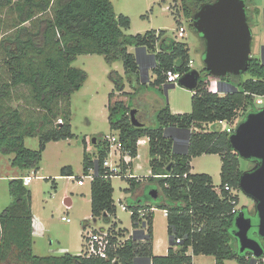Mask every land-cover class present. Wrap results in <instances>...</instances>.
<instances>
[{"label": "trees", "instance_id": "trees-1", "mask_svg": "<svg viewBox=\"0 0 264 264\" xmlns=\"http://www.w3.org/2000/svg\"><path fill=\"white\" fill-rule=\"evenodd\" d=\"M178 1L191 28L196 30L193 26L196 12L214 0ZM245 1L248 9L254 3V0ZM5 11L9 14L8 20L2 19ZM176 20L178 26L183 23ZM4 22L7 30L0 38V151L14 153L12 165L21 170H40L49 142L75 136L71 98L88 78L84 69L73 65L79 55L101 54L111 63L121 60L134 90L150 85L168 92L176 86L167 82L169 69L183 74L193 69L188 42L165 37V29L127 33L132 20L124 13H117L112 0H0V24ZM130 45L145 48L154 55L156 78L153 81H143L140 62L137 55L129 51ZM201 72L199 86L192 96L191 112L174 113L167 101L157 112L155 126L146 123L136 126L131 120L132 106L123 99L113 100L115 93L112 91L109 122L115 133L98 142L96 155L87 151L84 139V175L94 170L92 214L109 217L117 210L112 177L126 175L131 162L124 156L137 157L139 139L149 137L151 174L127 176L131 182L127 190L135 191L145 178L157 182L155 188L159 195L156 199L150 193L139 196L138 200H142L139 205L137 199L130 204L135 231L127 239L118 240L119 234L113 229L115 223L109 227L115 242L109 258L72 253L62 256L35 254L33 194L24 184V175H20L10 178L9 191L13 200L0 212V264H193L197 255H213L216 264H226L231 259H236L238 264H252L253 253L241 252L235 235L236 216L241 210L239 181L245 171L230 139L235 128L219 129L213 125L234 122L241 112L247 115L261 109L256 106L255 97L264 95V63L261 58L252 56L248 71L241 75L217 77L209 74L206 67ZM244 74L248 77L244 78ZM111 79L116 90L131 94L124 91L125 80L117 70L112 71ZM21 86L30 91L18 97L24 100L23 106L51 115L45 129L38 130L37 117L32 113L28 119L20 107L10 104ZM58 118L63 122H58ZM171 129L190 131L187 153L179 148L174 150ZM37 135L39 148H29L26 138ZM114 135L119 137L123 153L118 172L105 165ZM204 153H218L222 157L221 194L211 175L192 172L193 157ZM250 161L251 168L258 163L256 159ZM61 175L74 176V170L65 166ZM227 184L237 192L227 190ZM152 206L168 210L171 245L164 254L155 253ZM141 209L146 210L144 219L140 217ZM242 209L245 210V206ZM247 214L252 216L254 223L250 235L264 245V238L258 234L256 209ZM178 237L182 240L179 243ZM115 257L116 262L113 261Z\"/></svg>", "mask_w": 264, "mask_h": 264}, {"label": "rangeland", "instance_id": "rangeland-1", "mask_svg": "<svg viewBox=\"0 0 264 264\" xmlns=\"http://www.w3.org/2000/svg\"><path fill=\"white\" fill-rule=\"evenodd\" d=\"M14 1L16 2V0ZM112 2L116 12L130 16L132 23L127 30V33L130 34L145 33L151 29H165L169 37L176 39L178 34L176 19L188 24V36L180 39V41L188 42L191 47V57L194 60L193 68L204 70L206 42L197 30L191 28L189 19L182 13L180 1L112 0ZM256 9H258V12ZM5 13L6 11L2 15V19L8 20L9 14ZM248 20L253 30V57L262 58V47L264 46V0H254V3L250 4ZM5 22L3 25L0 24V38L7 30ZM129 50L137 55L135 46H130ZM73 65L84 69L88 73V78L83 87L77 90L71 98V122L75 136L64 140L51 141L47 144L40 163L41 168L37 173L38 176H35L28 185L33 194L34 252L40 256H62L66 253L84 254V250L87 247L85 237L87 231L108 229L112 227L113 223H115L113 229L119 234L118 240L127 239L135 231L130 204L136 202V195L140 197L148 196L157 184V182H153V184L148 179L142 178V183L138 189L135 191L127 190L131 185L127 176L133 172L132 166H130L125 176L119 174L112 177L115 188L114 199L117 205L116 212L109 217L93 216L90 196L91 180L87 178L84 186L78 183V180L84 175V139L89 142V152L96 155L100 140L102 141L105 136H110L114 133L109 122V110L107 107L110 92L114 86L111 81L112 70L117 69L123 75L126 90L132 88L121 60L111 63L101 54H81L73 62ZM148 77L146 71H144L143 80ZM243 77L247 78L248 74H244ZM150 90L153 91V88H150ZM115 91L113 100L117 98L124 99L130 106H135L137 98H132L135 93L131 92V95H129L118 90ZM29 92L27 87L21 86L18 92L14 94V99L10 100V104L13 107H20L28 119L29 114L32 113V116L37 117L38 130H43L46 122L51 119V115L48 116L45 111L38 108L23 106L24 100L18 99L21 95H27ZM145 92L139 93V96H142ZM157 93L163 98L161 106L168 101L173 112H191L194 90L176 83V86L170 88L168 92L159 91ZM144 99L146 100L145 96ZM256 106L260 107V105ZM151 117L152 112L149 110L145 118L151 120ZM245 117L246 115H242L241 112L234 122L214 124L213 128L232 130ZM58 119L54 120V122ZM157 123L155 120L150 125L155 126ZM95 137L97 138V143L99 142L98 144L93 141ZM26 145L31 149H38L40 137L38 135L27 137ZM118 149H121V147H118ZM149 149V145L140 146V157L136 160L138 168L134 171L137 176L150 175ZM118 155L112 157L109 155V160L114 163ZM14 157V153L4 154L0 151V212L13 200L9 191L10 178L17 177L20 173L34 175L33 170H21L18 167H14L12 165ZM191 164L194 173H207L212 176L214 184L220 186L222 183V157L220 154L204 153L201 156H195ZM65 166L73 168L74 176L60 175L62 174V168ZM241 167L244 170H248L252 167V162L241 157ZM238 194L240 198L239 208L242 209L245 206L247 213L253 212L256 209L254 199L241 188L238 190ZM67 198L73 200L71 206H67ZM150 203L154 202L151 201ZM124 204L129 207L124 209ZM163 210L157 207L154 211L155 251L158 254L166 253L171 245L168 218ZM63 216L70 217L71 220H64ZM194 264H216V258L213 255H197L194 257ZM226 264H238V262L236 259H231L227 260Z\"/></svg>", "mask_w": 264, "mask_h": 264}, {"label": "water", "instance_id": "water-1", "mask_svg": "<svg viewBox=\"0 0 264 264\" xmlns=\"http://www.w3.org/2000/svg\"><path fill=\"white\" fill-rule=\"evenodd\" d=\"M193 26L206 42L204 61L209 74L224 77L248 71L253 56V30L248 20V5L245 0H214L206 3L196 12ZM262 61L264 63V47ZM201 76V70L193 68L179 79V84L196 90ZM137 112L136 108L131 110L132 123L143 126L145 123ZM188 132L189 140L190 131ZM230 139L240 157L258 160L253 168L243 171L239 186L256 203L258 234L264 238V108L250 111L238 123ZM93 141L97 143V138ZM176 144L174 138V150L177 148ZM188 150L189 146L184 152L187 153ZM168 169H171V165ZM150 194L156 199L159 190L154 188ZM253 225L252 216L241 209L236 216L235 235L240 251H251L254 255L252 264H255L256 259L264 254V245L250 235Z\"/></svg>", "mask_w": 264, "mask_h": 264}, {"label": "built area", "instance_id": "built-area-1", "mask_svg": "<svg viewBox=\"0 0 264 264\" xmlns=\"http://www.w3.org/2000/svg\"><path fill=\"white\" fill-rule=\"evenodd\" d=\"M178 34L177 36L181 39L186 38L188 36V25L185 23H181L178 26ZM190 66L194 67V60L191 59L190 61ZM184 74L180 71H176L174 69H169L167 71V82L169 83H178L179 84V79L183 76ZM255 103L256 105H260L261 109L264 108V95H257L255 97ZM58 122H63L62 119H59ZM118 144V147H120V143H119V137L117 135H114L111 137V151H110V156L114 153V149L116 148V145ZM120 159L121 157H119L118 159L115 160L114 163L111 162V160L108 159L105 161V165L109 166L111 170L118 172L120 171ZM39 171V170H38ZM38 171H33L34 175L31 174H25L22 178L24 181L25 185H29L31 183V181L33 180V178L35 176H38L37 173ZM90 179L92 180L94 178V170H92L88 175H83L81 177V179L78 180V183L80 185L85 183L86 179ZM218 192L221 194L222 190L219 186H216ZM226 189L227 190H233L234 193H236L237 191H235L234 189H231L230 185H226ZM73 203V200L71 198H67L66 199V204L67 206H71ZM129 206L124 204L123 208L127 209ZM157 209V207L152 206L150 208L151 211H155ZM164 214L166 216H168V210L164 209ZM234 211H236V209H234ZM145 213L146 210L145 209H141L140 210V217L144 219L145 217ZM64 220L70 221L71 218L70 217H66L63 216ZM114 233L113 231H111L109 228L108 229H96V230H90L87 231L86 234V249L84 250V254L88 255V256H99V257H103V258H109V251L111 249H113L115 247V242H113L112 237H113ZM176 241L179 243L181 242V238L178 237L176 239ZM254 258V255H253ZM114 262H116V257L113 260ZM255 264H264V254L261 257H258L256 259V263Z\"/></svg>", "mask_w": 264, "mask_h": 264}, {"label": "crops", "instance_id": "crops-1", "mask_svg": "<svg viewBox=\"0 0 264 264\" xmlns=\"http://www.w3.org/2000/svg\"><path fill=\"white\" fill-rule=\"evenodd\" d=\"M118 13V12H117ZM178 29V28H177ZM158 30V29H157ZM160 30V29H159ZM127 32V30H126ZM130 34V33H129ZM165 37H169L167 34L165 35ZM175 39V38H174ZM181 38H179L178 36H176V39L177 41H180ZM130 46H133V45H130ZM129 46V47H130ZM136 47V46H135ZM264 47V46H263ZM137 58L140 62V65H141V68H142V74L144 75V71H146L147 75L149 76L146 80H143L144 82H151L153 81L155 78H154V66H155V57L152 53H150L149 51H147L145 48H137ZM205 50V49H204ZM130 51V50H129ZM131 52V51H130ZM135 53V52H133ZM262 59V58H261ZM114 70H117V69H114ZM113 71V70H112ZM118 71V70H117ZM126 71V70H125ZM119 72V71H118ZM120 73V72H119ZM121 74V73H120ZM122 75V74H121ZM123 76V75H122ZM156 76V74H155ZM153 79V80H152ZM113 82V80H111ZM114 86L111 90L114 91V93L116 92V86H115V83L113 82ZM131 85V84H130ZM138 85V84H136ZM132 89H127L126 90V86H125V90L124 91H127L129 93H135L133 94V99L135 97V99L137 98V100H135V106H132L133 108H136L137 109V115L138 117L146 124L150 125L151 123H154V121L156 120V115H157V112L159 111V109L162 107V103H163V98L157 93L159 92L155 87H152L150 85H147V86H143V87H139L138 90H134V88L131 86ZM150 88H153V91L150 90ZM145 90H147V92H145ZM119 91V90H118ZM121 92V91H119ZM142 92H145L143 93L142 96H139V93H142ZM131 95V94H129ZM144 96L146 98V100L144 99ZM120 98H117L115 100H118ZM131 99V98H130ZM124 100V99H123ZM125 101V100H124ZM126 102V101H125ZM109 103H110V98L108 99V103H107V107H108V110H109ZM128 104V103H127ZM159 106V107H158ZM149 110L152 112V119L151 120H148L146 117V114L149 112ZM174 111H177V110H174ZM174 113H182V112H174ZM109 114H110V111L108 113V118H109ZM114 132V131H113ZM171 135L174 136V138L176 139L177 141V148L180 149V140L181 138L179 137V134H181V130L179 129H171L170 131ZM115 133V132H114ZM112 133V134H114ZM187 134L189 135V133L187 132ZM189 141V140H188ZM141 145H149V137L147 136H143L139 139L138 141V146H139V154L137 157H134V158H131L129 155H125V160L127 162H131L130 166H132V169H133V172L130 173L131 175H135L136 173L134 172L137 168H138V163H136V160L140 157V146ZM89 148H90V145H89V142L87 141V151L89 152ZM187 149V148H186ZM185 149V150H186ZM182 152H184L185 150H182L180 149ZM114 153L111 155L112 156H116L118 155L117 159L119 157H122L123 156V153L121 151V149H118V144L116 145V148L114 149L113 151ZM91 153V152H89ZM117 153V154H116ZM92 154V153H91ZM128 171V169H127ZM193 172V171H192ZM150 174H151V168H150ZM20 175H25V173H20L19 175L17 176H20ZM61 175V174H60ZM137 176V175H136ZM141 177V176H140ZM86 181L87 179L85 180V183L82 184L81 186H84L86 184ZM80 185V184H79ZM90 196H91V200H92V191H91V186H90ZM139 198V195H136L135 196V199H137L138 203L137 205H139L140 201L142 200H138ZM88 223V222H87ZM34 232H35V225H34ZM156 241V240H155ZM156 248V247H155ZM156 253V251H155ZM158 254V253H157ZM194 264V263H193Z\"/></svg>", "mask_w": 264, "mask_h": 264}, {"label": "flooded vegetation", "instance_id": "flooded-vegetation-1", "mask_svg": "<svg viewBox=\"0 0 264 264\" xmlns=\"http://www.w3.org/2000/svg\"><path fill=\"white\" fill-rule=\"evenodd\" d=\"M180 140V149L185 150L188 146V134L186 131H182L181 134H179Z\"/></svg>", "mask_w": 264, "mask_h": 264}]
</instances>
